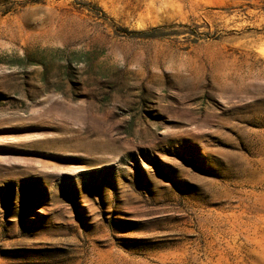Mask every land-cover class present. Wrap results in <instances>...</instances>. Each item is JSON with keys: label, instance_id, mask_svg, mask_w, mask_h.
I'll list each match as a JSON object with an SVG mask.
<instances>
[{"label": "rangeland", "instance_id": "374dc122", "mask_svg": "<svg viewBox=\"0 0 264 264\" xmlns=\"http://www.w3.org/2000/svg\"><path fill=\"white\" fill-rule=\"evenodd\" d=\"M0 264H264V0H0Z\"/></svg>", "mask_w": 264, "mask_h": 264}]
</instances>
